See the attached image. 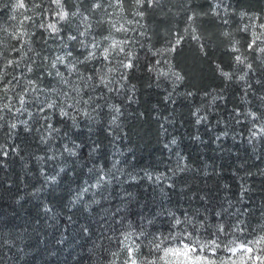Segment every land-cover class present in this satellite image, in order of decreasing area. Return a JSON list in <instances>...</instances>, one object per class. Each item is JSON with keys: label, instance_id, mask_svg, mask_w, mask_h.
<instances>
[{"label": "trees", "instance_id": "trees-1", "mask_svg": "<svg viewBox=\"0 0 264 264\" xmlns=\"http://www.w3.org/2000/svg\"><path fill=\"white\" fill-rule=\"evenodd\" d=\"M256 237L264 0H0V264Z\"/></svg>", "mask_w": 264, "mask_h": 264}, {"label": "rangeland", "instance_id": "rangeland-1", "mask_svg": "<svg viewBox=\"0 0 264 264\" xmlns=\"http://www.w3.org/2000/svg\"><path fill=\"white\" fill-rule=\"evenodd\" d=\"M156 248H152V255ZM129 255L133 264H141L137 262L133 248H129ZM161 258L164 264H264V241L257 237L249 238L215 252L200 243L181 240L164 248Z\"/></svg>", "mask_w": 264, "mask_h": 264}]
</instances>
